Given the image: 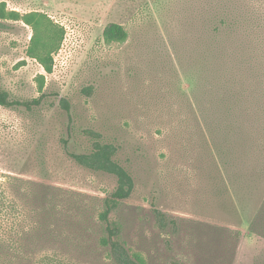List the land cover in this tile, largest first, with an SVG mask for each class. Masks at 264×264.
<instances>
[{
    "label": "rangeland",
    "instance_id": "obj_1",
    "mask_svg": "<svg viewBox=\"0 0 264 264\" xmlns=\"http://www.w3.org/2000/svg\"><path fill=\"white\" fill-rule=\"evenodd\" d=\"M2 2L47 14L65 36L47 74L27 55L32 29L0 26V88L41 100L0 106V264H112L98 214L117 179L62 142L88 153L86 131L134 179L112 216L130 253L264 264V0ZM112 23L125 42L105 41Z\"/></svg>",
    "mask_w": 264,
    "mask_h": 264
},
{
    "label": "trees",
    "instance_id": "obj_2",
    "mask_svg": "<svg viewBox=\"0 0 264 264\" xmlns=\"http://www.w3.org/2000/svg\"><path fill=\"white\" fill-rule=\"evenodd\" d=\"M6 21L23 22L32 29L33 35L27 55L36 60L47 74H52L54 69L53 54L62 45L65 36L64 29L58 26L47 14L41 12L20 14L19 12L8 10L7 4L2 2L0 3V26H3ZM103 35L105 41L109 43H122L128 38L125 28L115 23L108 25ZM40 79V90L42 91L45 77L40 76ZM40 101V99L33 102L15 101L12 100L10 93L0 88L1 107L25 106L30 108L33 103L39 104ZM62 106L69 113V103L63 100ZM86 134L92 140V149L88 153H71L68 147V140H62L68 156L83 168L93 172H103L117 179L115 191L103 200V210L98 214V220L104 226V235L100 237L99 245L107 250L112 264H147L142 255L128 251L121 238L122 227L112 218L122 203L131 197L135 187L134 179L116 160L118 150L115 145L103 141L100 133L86 131ZM155 213L160 227L165 229L167 227L166 216L159 210H156ZM0 240L3 242L4 239Z\"/></svg>",
    "mask_w": 264,
    "mask_h": 264
}]
</instances>
